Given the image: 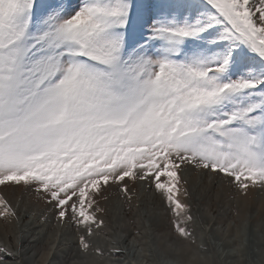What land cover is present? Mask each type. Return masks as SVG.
Here are the masks:
<instances>
[{"label": "snow or ice", "instance_id": "snow-or-ice-1", "mask_svg": "<svg viewBox=\"0 0 264 264\" xmlns=\"http://www.w3.org/2000/svg\"><path fill=\"white\" fill-rule=\"evenodd\" d=\"M185 168L264 189V0H0V186L78 233L71 264H100L99 198L129 181L195 243Z\"/></svg>", "mask_w": 264, "mask_h": 264}, {"label": "rangeland", "instance_id": "rangeland-1", "mask_svg": "<svg viewBox=\"0 0 264 264\" xmlns=\"http://www.w3.org/2000/svg\"><path fill=\"white\" fill-rule=\"evenodd\" d=\"M184 180L188 181L187 187L192 193L190 203L191 214L195 217V224L193 225L195 229V243L183 241L177 236L169 223L170 214L166 211L165 204L158 193L154 190H149L146 185L139 182L133 184L129 181L128 187L131 190L130 201H126L115 186L108 187L104 191V196L107 199L103 197L99 198V205L104 209L102 218L104 219L105 225L103 230L93 238V243L105 252V256L100 260V264H110L113 261L112 259L115 258H118L117 262L121 261L122 256L121 258L117 256L121 250V245L116 239L118 236L122 237L123 241H126V245L129 244L130 255L133 253L131 252V250L133 251L131 248L132 242H136L134 245H151V248L154 247L155 252L160 256H158L159 260H157L156 264H176L179 261L178 264H189V261L190 264H198L195 262V259L199 257L198 260L203 261L206 259V256L211 258V264H221L222 262V264H255L258 259L256 255L264 247V189L259 188V186L251 188L248 196L244 198L239 195L237 188L223 175L204 174L191 168H185L181 173V182L183 183ZM0 195H3L9 201L17 214L21 210L31 209L38 211L44 220H48L49 223H47V226H44L42 231L39 232V229H34V232L32 231L31 234L34 235L39 232V235H37L40 241L39 248L49 249L53 240L56 239V244L64 243L63 245L65 247L69 245L74 247L72 248L74 251L69 254L70 256L68 255L71 258L73 257V254L76 252L78 233L72 228L63 227V229H60L59 227L63 225L57 221L53 210L50 209L43 199L39 198L34 190L23 185L0 186ZM222 202L226 203L224 207L221 205ZM119 210L121 211L120 215L118 214ZM120 217L122 218L123 225L125 224L126 226L121 231L122 233L113 230V227L117 225L116 222H118ZM243 218L250 219L252 225L249 241L250 248L248 251L241 252L239 255L234 252L230 257L224 258V254L244 244L243 230L238 228ZM16 219L17 216L8 218L0 217L1 238H6L7 235V238L10 239V242L6 239V245L3 243L0 249H8L14 253H16V250L13 247L14 243L12 238ZM31 220L32 216L28 214V217L19 221L17 225L23 227L29 224ZM166 233L170 235L168 237L171 239L170 242L179 241L180 245L184 246L186 256L180 257L179 254L174 255L176 261H172L174 250L171 251V257H166L168 255L160 251L163 248V244H165L163 241L167 242L168 240L163 239V241L160 240L157 243L155 241L158 237L163 238ZM22 235L24 236V234ZM31 235L27 234L26 236L30 237ZM27 237H24V241L27 240ZM67 240H70V243H74L72 245L68 244L66 242ZM113 240L117 242L116 245L109 244ZM119 241H121L120 238ZM261 241L262 248L259 247ZM113 246L116 247L113 250L115 252L106 253L111 248H114ZM39 248H36L34 252L38 251ZM57 248H59V245L56 246ZM52 250H54V247H52ZM34 252L32 251L30 254H34ZM217 256L225 260L223 259L224 261H221L222 259H217ZM201 261L199 262L202 264ZM70 263L71 260H66L63 264ZM145 263L155 264L154 261L148 260H144Z\"/></svg>", "mask_w": 264, "mask_h": 264}, {"label": "bare ground", "instance_id": "bare-ground-1", "mask_svg": "<svg viewBox=\"0 0 264 264\" xmlns=\"http://www.w3.org/2000/svg\"><path fill=\"white\" fill-rule=\"evenodd\" d=\"M221 205H222V207H224L226 205V203L225 202H222ZM120 212L121 211L119 210V212H118L119 215H120ZM28 214H30L32 216L31 222L29 224H27V225H24L23 227H19L17 225V223L19 221L23 220L24 218H27L28 217ZM42 219L43 218H41L40 213L38 211H36V210L24 209V210H21L20 212H18L17 219H16L17 221L15 222L14 228H13V238H12L13 243H14L13 244V247H15L16 253L18 254V260L15 261V262L10 261V264H44L45 259L49 262V264H63V263L66 262V260H71L72 261V258L69 257L70 256L69 254H71L74 251L72 249L74 247H72L70 245L68 247L67 246L65 247L63 245L64 243H62V244H60V243L56 244V239L53 240V243H52V245H51V247L49 249L39 248L40 247V241L38 240L37 235H39V232L42 231V229H44V226H47V223H49L48 220H47V223H45V220L44 219H43V221H41ZM116 223H117V225L113 227V230L116 231V232L122 233L121 231H123L124 228L126 227L125 224L123 225L122 218L120 217L119 220H118V222H116ZM63 227L64 226L59 227V228L60 229H63ZM22 228H23V230H22ZM259 228H260V226H259ZM34 229H39V232H38V234L31 235L32 234V231L34 232ZM125 232H127V231H125ZM22 234H24V236ZM27 234L28 235H31V236L30 237H27L26 236ZM10 236H11V234H10ZM24 237H27V240L26 241H24V239H25ZM168 237H170V235L168 233H166L163 238L162 237H158L156 239L155 243H157L160 240L163 241V239L168 240L167 242L166 241H163V243H165V244H163V248L160 251H162V253L163 252L166 253L168 255L166 257H169L170 255L172 256L171 251L174 250L175 252H173L174 254H173L172 261L173 260L176 261V259H174V255H178L179 254L180 257H182V256H184L186 254V250H185V248H184L183 245H180V242L179 241L170 242L171 239L168 238ZM4 238H1V235H0V247L3 245V243L6 245V241H5L6 239H7L8 242H10V239L7 238V235H6V238L5 239ZM30 238H31V240H30ZM119 238L121 239V241H119ZM116 239L118 240L119 244L121 245V250L119 251V253H118L117 256H120V258L122 256V259H121L122 262L121 261L120 262H117L118 258H115V259H112L113 261H111L110 264H144V260L154 261L155 264H156L157 260H159L158 259V256L159 255L155 252L154 247L151 248L152 247L151 245H149V246H139L137 244L134 245L136 242H132L133 245L131 244V248L133 249V251L131 250V252H133V253H131V255H130V249L128 248L129 244L126 245L125 244L126 241H123V238L122 237H119L118 236V237H116ZM223 240H225V239H223ZM69 241L70 240H67L66 242H68V244H71V245L74 243V242H71L70 243ZM219 242H220V240H219ZM223 242H222V244H223ZM109 244L116 245L117 242L115 240H113L112 242H109ZM173 244L176 245V247H174ZM57 245H59V248L56 249V246ZM261 245H262V241L259 243V247L260 248H262ZM21 246L23 248V256L22 257L19 256V253H18V250L21 248ZM61 246H64V247H61ZM52 247H54V250H52ZM113 247L114 248H111L110 251H107L106 253H109V252L110 253H113V252H115L113 250L116 247L115 246H113ZM36 248H39V249H38V251H35L34 252V250ZM169 249H171V250H169ZM234 249L235 248H233V250L230 251L231 253L228 252V253L224 254V258L230 257V255H232L234 252L236 254H238V255L241 253L239 251L240 247L237 248V249H235L236 251H234ZM32 251L34 252V254L33 253L30 254ZM256 256L258 257V259L255 262V264H264V247L262 248V250L260 249V252ZM219 257L220 256H217V259H219V260L222 259L221 261H224L225 260L224 258H219ZM5 258H8V257H5ZM205 258L206 259H204L203 261H201V260H198L199 259V257H198L197 259H195V262H197L198 264H201L199 262V261H201L202 264H211V258L209 256L208 257L206 256ZM179 262H176V264H178ZM180 264H183V263H180ZM189 264H190V261H189Z\"/></svg>", "mask_w": 264, "mask_h": 264}]
</instances>
